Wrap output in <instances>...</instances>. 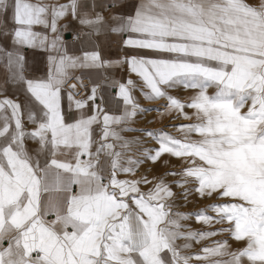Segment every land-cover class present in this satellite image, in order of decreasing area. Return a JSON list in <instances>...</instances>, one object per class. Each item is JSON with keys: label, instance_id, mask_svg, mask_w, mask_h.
I'll return each instance as SVG.
<instances>
[{"label": "snow or ice", "instance_id": "1", "mask_svg": "<svg viewBox=\"0 0 264 264\" xmlns=\"http://www.w3.org/2000/svg\"><path fill=\"white\" fill-rule=\"evenodd\" d=\"M116 7L0 0L14 25L0 29L12 43L0 46V264H264V0H140L131 14L104 15ZM68 18L83 35L114 33L122 50L144 51L114 60L99 45L70 52L60 24ZM25 47L48 52L45 76L25 75ZM125 65L128 78L109 84L119 100L85 83L84 70ZM8 84L23 101L2 95ZM180 88L193 94L181 100L172 94ZM137 91L166 101L162 115L194 122L174 126L180 136L145 130L158 147L129 155L143 143L121 134L147 111ZM164 154L179 168L139 174ZM194 195L212 203L174 211L178 197ZM193 215L210 230L187 228ZM223 234L243 246L225 239L183 254L191 241Z\"/></svg>", "mask_w": 264, "mask_h": 264}, {"label": "rangeland", "instance_id": "2", "mask_svg": "<svg viewBox=\"0 0 264 264\" xmlns=\"http://www.w3.org/2000/svg\"><path fill=\"white\" fill-rule=\"evenodd\" d=\"M61 2H66V0H61ZM140 2V0H115V3L117 4L116 8H111L110 11H105L104 15L106 17H109L114 14V13H121V14H131L134 12V7ZM249 3H258V0H248ZM98 5L99 4H103V3H107V4H111L112 0H97ZM101 8L97 7L96 11H100ZM10 13L12 14V11L10 9ZM61 26H63L64 24H67L68 27L67 29H63V37L66 43L70 42H74V47L76 48H84L87 50H92L94 49L97 45H99V50L101 51L102 56L104 57V59L106 60H114V59H118L121 55L124 54V52H128V51H132L133 54H135L136 51H144V50H128V49H124L122 50L119 46V40L120 37L114 33H106V34H102V35H95V36H89V35H83V33H87L88 29L84 28L83 26H81L77 21L71 20V18H68L66 20H62L60 22ZM6 26V28L8 30H11L13 25V21L12 18L9 20L7 18L6 13H4L3 15H0V29H3ZM37 31H45L44 29H42V27L37 26L36 29ZM71 33L73 37L66 39L65 38V33ZM75 35H79L80 39L79 40H74V36ZM73 39V40H71ZM68 45V44H67ZM0 46H7L9 49L12 48V43H11V39L9 38H5L3 35H0ZM28 50H34V51H39V52H44L45 50H43L42 48H30V47H25L22 49L23 55L25 57V62H27V60H32V62L37 63V59H30L29 54H28ZM27 65L25 64V75L27 77L30 78L31 76V72L27 69ZM109 69V68H106ZM115 70V73L113 75V78L111 80H120V81H125L128 78V69L127 66H122L119 68H110ZM5 69L0 66V82L3 81L4 79V74H5ZM77 75H79V73H76ZM83 75L85 76V83L89 85V87H91L92 81L91 79H89V76L87 75V73L83 72ZM133 79H137L135 77V75L132 76ZM111 80H107L105 81L106 84H103V92L105 94H107V92L111 93L110 89L111 87L109 86ZM102 80L100 79L99 84H101ZM7 90L6 92H2V95H7L8 97L11 98H19L20 101L24 100V95L22 94V92L19 90V88L17 86H14L12 84H8L6 86ZM115 88H114V94H112V97L110 96L108 98V101H113L114 98L116 100H119L118 95H115ZM118 91V89H117ZM212 89H209V93H212ZM174 96L179 97L181 100L186 101L187 98L189 96H191L193 94L192 91H188V90H184L183 88L177 89L172 93ZM134 95L137 97L138 102L140 103L141 107L144 109H147V111L144 112H138L137 116L134 118V122L131 124V128L135 129V131H126L121 133L123 136H125L126 138H128L129 140H134L135 138H140L141 141H143V143L141 145H133L132 146V151L129 153V155H133L136 154L138 155L139 152L143 149V148H157L158 145L156 143V141L151 138L148 137L146 135V131L145 130H153V131H159V130H164L167 131L175 136H180L181 133L179 131H177V127L174 126H179L182 124H188L191 122H194L195 118H193V121H188L183 119L182 117L177 118L176 114L173 113L172 115H162V113L164 112V105L166 103V101L164 100H146L144 99L143 95L140 92H135ZM80 98V97H77ZM65 104L67 105L68 102L66 101ZM109 107L114 108L115 105L113 103H111L110 105H108ZM122 107V106H121ZM67 108V106H66ZM75 112V110H73ZM186 112L189 113V115H191L194 110L190 109V108H186L185 109ZM76 115L78 116L79 113L76 112ZM29 127L31 128L32 126L29 125ZM95 127V126H94ZM36 145L34 142L29 141L28 142V147L30 148H34ZM164 161H170V164L168 167H165L163 165ZM180 165V160L177 158H173V157H169L167 154H164L161 159L156 162V163H151V162H146L144 164H142L140 166L139 169V174H146L149 176V178L151 179L153 176H161L164 175L165 173H167L169 171V168L172 166H175L177 169L179 168ZM169 181H171L172 179H174V177H167ZM174 191L179 193L181 190L179 188H175L174 187ZM212 203V201L209 200H201L199 197L197 196H191L189 197L188 201H184V199L182 197H178L176 199V205H178V207L174 208V211H179L182 213H194L202 208H204L205 206H207L208 204ZM212 215H214V213H210ZM182 223L184 225H186L187 228H190L193 231H207L210 230L209 226L200 223L197 221L196 217L193 215L190 219L188 220H184L182 221ZM221 227H227V225H219L216 224L213 226L214 229H219ZM228 239L229 243L231 244L233 249L236 248H240L243 245L240 242H236L234 240L229 239L227 234H223V235H217L215 237H211L209 239H205L200 241L199 243L195 242V241H191L192 243V248L191 249H187L184 250L183 254L184 255H192L193 257L196 254L201 253V250L203 247L205 246H211L213 241H219V240H225ZM178 244H183L185 243L184 240H179L177 242ZM190 264H201L200 261H197L195 259H193Z\"/></svg>", "mask_w": 264, "mask_h": 264}, {"label": "crops", "instance_id": "3", "mask_svg": "<svg viewBox=\"0 0 264 264\" xmlns=\"http://www.w3.org/2000/svg\"><path fill=\"white\" fill-rule=\"evenodd\" d=\"M6 15H7V18L10 20L12 18V14L10 13V9L8 10V12H6ZM73 37V36H72ZM73 40V39H71ZM75 40V39H74ZM68 46H69V51L72 52V51H77L80 49V48H76L74 47V42H70L67 43ZM28 54H29V57L30 59H37V63L35 62H32V60H27V62H25V64L27 65V69L31 72V76L30 78L32 77H43L45 76L46 72H47V57H48V52L44 51V52H39V51H32V50H28ZM116 68H119V67H116ZM115 69V67H114ZM85 73H87V75L89 76V78L91 79L92 83L95 82H99V80L101 79L102 82H101V88H100V93L102 95H104L107 100L108 98L111 96L112 97V94H114V88L111 87L110 91L111 93L107 92V94H105L103 92L104 88H103V84H106L105 83V80H104V77L105 75L108 76V80H111L113 78V75L115 73V70L113 69H93V70H84ZM79 75L81 74L80 71H78ZM115 95L117 96V89L115 88ZM116 100V99H115ZM67 100L65 99L63 101V106L65 109L66 108V102ZM114 104V103H113ZM115 105V104H114ZM116 114H119V112H117Z\"/></svg>", "mask_w": 264, "mask_h": 264}, {"label": "water", "instance_id": "4", "mask_svg": "<svg viewBox=\"0 0 264 264\" xmlns=\"http://www.w3.org/2000/svg\"><path fill=\"white\" fill-rule=\"evenodd\" d=\"M71 37H72V34H71V33H69V32H68V33H65V38H66V39H69V38H71Z\"/></svg>", "mask_w": 264, "mask_h": 264}]
</instances>
